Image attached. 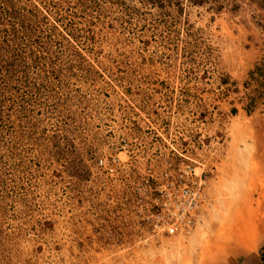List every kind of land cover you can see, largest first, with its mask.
<instances>
[{
  "label": "rangeland",
  "instance_id": "obj_1",
  "mask_svg": "<svg viewBox=\"0 0 264 264\" xmlns=\"http://www.w3.org/2000/svg\"><path fill=\"white\" fill-rule=\"evenodd\" d=\"M163 123L210 189L191 237L140 243L117 201L133 184L95 163L143 173ZM250 252L264 253V0H0V264Z\"/></svg>",
  "mask_w": 264,
  "mask_h": 264
},
{
  "label": "built area",
  "instance_id": "obj_2",
  "mask_svg": "<svg viewBox=\"0 0 264 264\" xmlns=\"http://www.w3.org/2000/svg\"><path fill=\"white\" fill-rule=\"evenodd\" d=\"M176 126L174 129L170 124L159 125L160 131L152 143L155 148L149 158L151 167L143 173L123 171L125 165L117 154L99 158L95 163L101 176L111 177L114 181L126 179L130 186L133 184L122 192L120 198L117 197V201L120 199V206H124L129 214L123 216L126 221L122 223L128 232L139 228L149 235L140 243L152 242L153 238L191 237L207 203L208 174L213 171L193 159L185 163L183 131ZM118 208L119 205L115 212L111 211L116 217L121 214ZM111 224L109 226L116 231V236L111 238L114 242L122 241L119 234L123 229L121 222L113 219Z\"/></svg>",
  "mask_w": 264,
  "mask_h": 264
},
{
  "label": "crops",
  "instance_id": "obj_3",
  "mask_svg": "<svg viewBox=\"0 0 264 264\" xmlns=\"http://www.w3.org/2000/svg\"><path fill=\"white\" fill-rule=\"evenodd\" d=\"M234 256L238 257H235V259L232 260L226 259L224 256L218 257L213 264H264L262 257H260L258 253H238Z\"/></svg>",
  "mask_w": 264,
  "mask_h": 264
},
{
  "label": "trees",
  "instance_id": "obj_4",
  "mask_svg": "<svg viewBox=\"0 0 264 264\" xmlns=\"http://www.w3.org/2000/svg\"><path fill=\"white\" fill-rule=\"evenodd\" d=\"M160 6H163V3H158ZM253 104H255V103H253ZM253 104H251V106H250V108H254V105ZM249 108V107H248ZM262 260L264 261V253H262Z\"/></svg>",
  "mask_w": 264,
  "mask_h": 264
}]
</instances>
